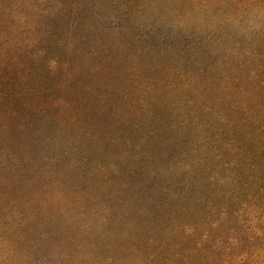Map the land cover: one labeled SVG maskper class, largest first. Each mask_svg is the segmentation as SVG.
<instances>
[{"label":"rangeland","instance_id":"obj_1","mask_svg":"<svg viewBox=\"0 0 264 264\" xmlns=\"http://www.w3.org/2000/svg\"><path fill=\"white\" fill-rule=\"evenodd\" d=\"M146 1H95L86 53L59 61L32 107L0 111V264H156L199 86L168 41L176 16Z\"/></svg>","mask_w":264,"mask_h":264},{"label":"trees","instance_id":"obj_2","mask_svg":"<svg viewBox=\"0 0 264 264\" xmlns=\"http://www.w3.org/2000/svg\"><path fill=\"white\" fill-rule=\"evenodd\" d=\"M95 1L0 0V111L32 107L59 61L86 53L82 12H94ZM178 1L136 5L176 16L170 47L187 46L198 70L199 88L186 94L193 110L181 121L192 159L170 175L153 261L264 264V0H187L196 5L187 14Z\"/></svg>","mask_w":264,"mask_h":264}]
</instances>
